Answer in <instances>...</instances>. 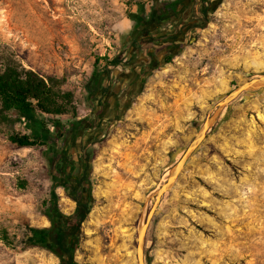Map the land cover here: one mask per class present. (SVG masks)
<instances>
[{
    "label": "rangeland",
    "instance_id": "374dc122",
    "mask_svg": "<svg viewBox=\"0 0 264 264\" xmlns=\"http://www.w3.org/2000/svg\"><path fill=\"white\" fill-rule=\"evenodd\" d=\"M159 2L0 0V44L74 92L78 141L88 144L93 167L94 200L75 254L80 264H138V229L153 193L218 101L264 73V0H223L207 18L197 12L203 26L187 33L183 49L167 62L141 53L148 43L141 51L130 47L144 34L135 19ZM114 56L124 63L110 67L108 77L101 58ZM140 61L144 81L115 116V98ZM218 120L162 196L144 264H264V87L241 93ZM45 148L20 147L0 133V213L49 225L39 212L52 185ZM56 190L62 210L72 212L76 202L62 186ZM0 264L59 259L39 247L12 254L0 243Z\"/></svg>",
    "mask_w": 264,
    "mask_h": 264
},
{
    "label": "trees",
    "instance_id": "16d2710c",
    "mask_svg": "<svg viewBox=\"0 0 264 264\" xmlns=\"http://www.w3.org/2000/svg\"><path fill=\"white\" fill-rule=\"evenodd\" d=\"M179 3L177 0H167L165 6L175 11ZM210 6L205 5L193 11L195 18L190 21L193 29L203 26L196 13L200 12L207 18ZM151 19V16H138L135 27L142 20L144 24L151 22ZM144 34L145 40L142 42L150 44V47H154L152 44L160 38L154 34L149 35V31ZM133 38L137 40L136 35ZM135 39L130 47L141 51L144 45ZM177 46L176 51L180 52L184 43L174 44V50ZM154 50L150 54L146 50L145 56L155 57L159 54L158 48ZM173 53H168L166 62L172 58ZM99 59L97 57L96 62ZM101 59H105L103 71L107 75L110 67L124 63L118 56ZM92 75L91 82L96 83L99 73L93 70ZM65 115H71V119L62 120ZM76 116L73 91L63 89L61 80L55 76L43 75L26 67L11 47L0 44V133L20 147L45 146L43 153L52 180L50 195L42 200L39 208V212L47 217L48 226L33 225L23 214L9 216L0 213V243L12 254L29 247H39L53 253L59 259V264H80L75 254L83 238L82 224L90 214L94 198L91 179L93 167L88 144L86 141H78V130L81 127L74 122ZM100 126L101 119L96 122L95 128ZM58 186H62L65 194L76 202L70 213L60 207L56 190ZM15 219L17 222H14Z\"/></svg>",
    "mask_w": 264,
    "mask_h": 264
},
{
    "label": "flooded vegetation",
    "instance_id": "af4514ba",
    "mask_svg": "<svg viewBox=\"0 0 264 264\" xmlns=\"http://www.w3.org/2000/svg\"><path fill=\"white\" fill-rule=\"evenodd\" d=\"M180 1V3L176 6V10L173 11L172 7L165 6V3L167 0H161V2L157 3L156 5H152L150 9V13L147 15L148 18L151 16V22L144 23L143 20L139 22V25L137 27H140V32L145 33L146 31H149L150 33H155V31H160L163 26L166 25L167 28L160 33L156 32L158 37L160 36L159 40H157L156 43H153L152 45L154 47H148L146 50L149 52V54L154 49H159V54L157 58L166 59L168 56V53L174 52V44L176 43H184L185 39L183 38L187 33H189L193 28L191 27V19L193 20L195 17L193 16L192 12L202 6L205 5H212V4H221L223 0H177ZM139 20V19H138ZM175 26L174 28H172ZM171 27V28H168ZM152 35V34H151ZM175 37V40L173 38ZM137 43H142V46L145 45V43L142 42V40H145V34L136 35ZM144 49V48H143ZM178 49V46L176 47V50ZM146 51H142L141 53H147ZM140 67L138 70H134L132 73L131 78H128V80L125 82V84L122 86L121 91L115 98V116L118 115V111L122 108V106H125L127 103V100H129L134 93L138 91L140 82L146 75V69L143 68L142 61L139 62ZM105 100V101H104ZM104 104L110 105V92L108 91L105 98H104ZM110 118V117H109ZM101 126L94 128L96 130L100 129Z\"/></svg>",
    "mask_w": 264,
    "mask_h": 264
},
{
    "label": "water",
    "instance_id": "95a60500",
    "mask_svg": "<svg viewBox=\"0 0 264 264\" xmlns=\"http://www.w3.org/2000/svg\"><path fill=\"white\" fill-rule=\"evenodd\" d=\"M263 87H264V73L258 74L256 76H253L245 80L244 82L239 84L236 88L231 90L221 100H219L213 112L207 114L205 118L202 120L200 126L197 129L196 134L190 140L182 156L170 168L166 180L153 193L154 196L153 205L148 211L145 220L142 222V224L139 226L138 229V242L136 249L138 264H144V246H145L147 231L149 228V223L155 213V210L159 202L161 201L162 196L175 185L179 177V174L184 169L189 159L202 145L209 131L213 128V126L221 116L223 109L227 105H229L233 100H235L241 93L246 91L261 89Z\"/></svg>",
    "mask_w": 264,
    "mask_h": 264
},
{
    "label": "bare ground",
    "instance_id": "6f19581e",
    "mask_svg": "<svg viewBox=\"0 0 264 264\" xmlns=\"http://www.w3.org/2000/svg\"><path fill=\"white\" fill-rule=\"evenodd\" d=\"M169 174V172L167 173V175Z\"/></svg>",
    "mask_w": 264,
    "mask_h": 264
}]
</instances>
